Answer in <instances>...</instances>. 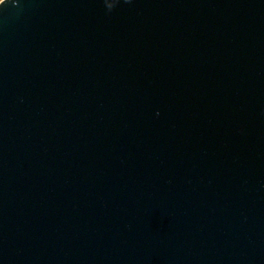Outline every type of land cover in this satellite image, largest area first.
Returning <instances> with one entry per match:
<instances>
[{"label":"water","instance_id":"water-1","mask_svg":"<svg viewBox=\"0 0 264 264\" xmlns=\"http://www.w3.org/2000/svg\"><path fill=\"white\" fill-rule=\"evenodd\" d=\"M115 4L0 3V264H264V0Z\"/></svg>","mask_w":264,"mask_h":264},{"label":"clouds","instance_id":"clouds-1","mask_svg":"<svg viewBox=\"0 0 264 264\" xmlns=\"http://www.w3.org/2000/svg\"><path fill=\"white\" fill-rule=\"evenodd\" d=\"M120 2V0H116V4H115V6L113 7V8H108V10L109 11H112L117 5H118V3ZM125 2H127V3H131V0H125Z\"/></svg>","mask_w":264,"mask_h":264},{"label":"rangeland","instance_id":"rangeland-1","mask_svg":"<svg viewBox=\"0 0 264 264\" xmlns=\"http://www.w3.org/2000/svg\"><path fill=\"white\" fill-rule=\"evenodd\" d=\"M3 0H0V3L2 2Z\"/></svg>","mask_w":264,"mask_h":264}]
</instances>
